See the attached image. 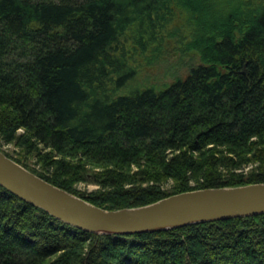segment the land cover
I'll return each mask as SVG.
<instances>
[{"label":"trees","instance_id":"obj_1","mask_svg":"<svg viewBox=\"0 0 264 264\" xmlns=\"http://www.w3.org/2000/svg\"><path fill=\"white\" fill-rule=\"evenodd\" d=\"M217 2L0 0V147L18 153L0 151L104 210L264 183V0ZM176 36L199 64L122 92ZM87 182L97 189L72 188ZM0 264H264V214L94 235L0 187Z\"/></svg>","mask_w":264,"mask_h":264},{"label":"water","instance_id":"obj_2","mask_svg":"<svg viewBox=\"0 0 264 264\" xmlns=\"http://www.w3.org/2000/svg\"><path fill=\"white\" fill-rule=\"evenodd\" d=\"M0 187L55 220L94 235L163 232L264 214V183L194 190L140 207L104 210L45 182L1 151Z\"/></svg>","mask_w":264,"mask_h":264},{"label":"rangeland","instance_id":"obj_3","mask_svg":"<svg viewBox=\"0 0 264 264\" xmlns=\"http://www.w3.org/2000/svg\"><path fill=\"white\" fill-rule=\"evenodd\" d=\"M217 1L218 0H205V2H209V4L207 3L208 7H201V11H205L204 13L206 14H212L213 11H211V8L213 10H217V8L220 7ZM222 3L226 4L225 2ZM221 7V10H225L226 8L225 5H222ZM178 25L177 26L179 28L177 27V29H182L183 26H185V24L183 23H179ZM243 26L244 22L242 21L241 23H239V28L242 29ZM185 30L182 31V34L185 32ZM179 33H181V31H178V34ZM177 41L181 42V39H179L178 36H176V38H171L170 41L166 40L163 42L160 52L157 55L156 62L153 64V66L138 65L139 68H137L134 78L129 81L126 86H124L122 92L130 94L134 90H140L145 87H151L155 91H159L165 85L170 84L171 81L178 78V76H186L189 73L190 68L198 65L200 60L195 55L191 54L190 52L186 54H179L177 52V50L175 49V47H177ZM0 150L12 157H16V153H18V149L14 148L11 145L2 146L0 147ZM19 155L22 157V160H25V163L30 168L34 170L42 168L36 158L27 156L23 153H20ZM128 171L132 173L133 171H135V168H129ZM167 186H169V184L165 185V187ZM72 188L80 194H86L97 189L96 186L88 182L73 184Z\"/></svg>","mask_w":264,"mask_h":264}]
</instances>
